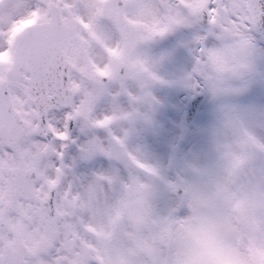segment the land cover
Masks as SVG:
<instances>
[{
	"label": "snow or ice",
	"instance_id": "obj_1",
	"mask_svg": "<svg viewBox=\"0 0 264 264\" xmlns=\"http://www.w3.org/2000/svg\"><path fill=\"white\" fill-rule=\"evenodd\" d=\"M27 20L33 22L15 31ZM181 30L191 34L185 47L192 66L169 80L159 71L165 57L151 56L148 48ZM258 39L264 40V0H0V162L29 160L44 141L49 170L64 167L71 154L73 182L90 181L97 199L107 201L108 190L121 185L119 164L148 176L159 168L146 163L142 146L131 147L133 138L171 136L167 148L176 162L202 155L178 113L166 125L157 121L153 88L174 84L214 100L243 92ZM89 83L105 93L103 114L81 102ZM192 108L199 112V101ZM97 131L108 150L97 149ZM201 133L212 153L227 155L246 143L264 154V141L246 130L239 109L218 113ZM103 158L110 175L103 174ZM49 170L37 169L31 181L38 198ZM4 221L0 213V225Z\"/></svg>",
	"mask_w": 264,
	"mask_h": 264
},
{
	"label": "rangeland",
	"instance_id": "obj_2",
	"mask_svg": "<svg viewBox=\"0 0 264 264\" xmlns=\"http://www.w3.org/2000/svg\"><path fill=\"white\" fill-rule=\"evenodd\" d=\"M258 90V96L257 99L259 100L260 104L264 106V85H260L256 87ZM244 98H248V95ZM258 104V107L261 108L262 106ZM179 103L176 101V105L178 106ZM260 110V111H261ZM259 122L264 123V113H262L261 117H258ZM256 129V128H255ZM257 130V129H256ZM255 130V131H256ZM258 131V130H257ZM170 136L165 138L164 140L167 141ZM172 138V137H171ZM199 143V142H198ZM200 144V143H199ZM243 143H237L234 145L232 150L229 154L223 155V161L216 158V156L221 152L217 151L212 153L210 155V161L209 163L205 164L204 162H196L195 165L191 161L190 156H187L186 158L179 161L178 166L174 168L173 170L168 168V165L165 163L167 158V152L164 151V157H163V166L170 172H174L178 174V176L184 177V184L187 191V196L184 201L178 202L175 200L172 196H166L161 203V207L163 209L158 210L152 217L156 220H158L159 224H162L164 227H172V225L175 224L171 214L172 212L169 211L172 208H176L180 206L182 210L187 208L190 213L195 209L202 215H209L208 218L215 224L219 226V231L223 230V227L221 226L222 223L226 222L225 226V233L220 234L222 238L234 246L236 249H239L240 246L245 247V239L246 234L245 231L241 228V222L239 220V217L236 215V209H237V199L239 197L238 190H240V182L238 178L235 176L234 171V165L236 160H239L243 154H247V151L240 148V145ZM255 157L259 164H264V154H261V151L255 154ZM165 177V176H164ZM166 178V177H165ZM207 178L208 181H210V192L208 195H204V189L207 185ZM176 180H171L169 183H167V186L169 187H175L176 186ZM136 190L134 186L130 187V195L128 194V191L125 193L126 198H131L132 193ZM217 190H223V194L219 196V198H215L213 195L215 191ZM166 195V194H164ZM264 195L261 197L263 198ZM210 200V202H209ZM126 204L123 202V205ZM117 208V203L115 204V209ZM203 208V209H202ZM122 210V209H121ZM187 210V211H188ZM130 212L128 211H120L116 213V218L121 216L122 218H127L129 216H132L133 218L139 217L138 211L136 210V205L134 203L130 204ZM137 213V214H136ZM186 215V214H185ZM132 217H130V226L139 228L140 223L137 221L135 222ZM185 216H180L179 219L176 221H180V218ZM219 219L221 220V224H219ZM264 222V219L262 216H260V224ZM150 230L154 231V227L150 226ZM264 232V229L261 231V233ZM260 233V234H261ZM223 234V235H222ZM154 236V235H153ZM178 238L177 236H174L173 240V246L171 249L167 250L163 246H160L156 243L154 240V247H149L148 253V259H151V264H172V257L175 251L176 247V240ZM235 241V242H234ZM115 243H124L128 246H130L129 251H127L128 259L130 260V264H150V260L148 262H142V258L140 256L139 248L137 244H134L130 242L129 240H124L123 235H116V239L114 240ZM123 248H120V254L123 253ZM127 250V248H126ZM118 252V251H116ZM245 252V251H244ZM127 260V258H124Z\"/></svg>",
	"mask_w": 264,
	"mask_h": 264
},
{
	"label": "clouds",
	"instance_id": "obj_3",
	"mask_svg": "<svg viewBox=\"0 0 264 264\" xmlns=\"http://www.w3.org/2000/svg\"><path fill=\"white\" fill-rule=\"evenodd\" d=\"M264 217V203L259 206ZM172 264H264V232L250 243L247 253L226 242L219 226L195 209L180 218Z\"/></svg>",
	"mask_w": 264,
	"mask_h": 264
},
{
	"label": "flooded vegetation",
	"instance_id": "obj_4",
	"mask_svg": "<svg viewBox=\"0 0 264 264\" xmlns=\"http://www.w3.org/2000/svg\"><path fill=\"white\" fill-rule=\"evenodd\" d=\"M184 35H187L188 40L191 38V34L187 30H182ZM87 99L84 97L81 99L82 103H85ZM49 151L50 148L48 149ZM69 205V203H67ZM66 205V206H67ZM70 210L68 207L65 208L64 216H68ZM72 222L68 221L65 225V228L71 226ZM32 228L29 227V230ZM19 234V225H18V218L16 217L13 222L10 224L6 223L5 227L0 229V253L2 252V248L5 244H11L13 248L16 247V236ZM84 236L82 231L79 230V236L75 241L73 239L69 243H62L60 244V252H56L53 254L52 257L45 256L43 258L44 264H86L89 262L92 263V260L85 258L84 254L82 253V249L85 248V244L82 242ZM29 245L32 246L33 243L29 241ZM28 264H37L35 261L29 262Z\"/></svg>",
	"mask_w": 264,
	"mask_h": 264
}]
</instances>
